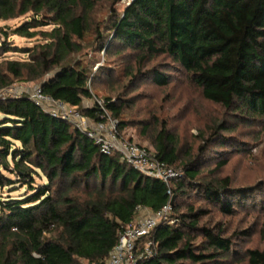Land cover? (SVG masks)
<instances>
[{"label":"trees","instance_id":"trees-1","mask_svg":"<svg viewBox=\"0 0 264 264\" xmlns=\"http://www.w3.org/2000/svg\"><path fill=\"white\" fill-rule=\"evenodd\" d=\"M122 1L0 0V23L25 19L11 35L8 27L0 34L35 40L27 49L0 46V92L16 82L40 83L46 96L95 123L104 121L100 106L83 104L102 101L121 131L136 128L159 162L182 173L171 185L174 224L152 232L157 254L138 264H239L235 239L247 232L227 236L221 223L203 222L252 210L256 201L218 175L228 164L223 150H245L227 135L236 127L215 123L208 135L199 133L197 147L183 149L166 119L125 118L137 104L131 93L138 82L163 89L166 72L176 69L237 124L264 122V0H134L120 13ZM87 50L128 63V83L114 81L117 69L109 65L94 72L83 61ZM104 81L116 88L102 100L92 89ZM0 117V264H107L139 208L157 213L168 205L164 182L103 154L28 97L0 98ZM22 189L18 198L4 197ZM244 255L247 264H264V250Z\"/></svg>","mask_w":264,"mask_h":264},{"label":"rangeland","instance_id":"rangeland-1","mask_svg":"<svg viewBox=\"0 0 264 264\" xmlns=\"http://www.w3.org/2000/svg\"><path fill=\"white\" fill-rule=\"evenodd\" d=\"M127 6L128 4L123 0L118 6L119 12L122 13ZM24 20L0 23V27H8L7 32L11 35V29L22 24ZM50 29L51 27L41 30L49 31ZM6 41H8L10 46L19 49L31 48L35 44V40L28 41L17 36H10L6 39L0 34V46ZM84 54L88 55H84L86 58L84 57L83 61H85L86 65L94 64V72L103 65H109V67L117 69L113 76L114 81L120 80L121 85L128 83V79L125 82L123 78L122 69L123 65L127 66L128 63H123V59L115 57L107 58L105 53L96 55L88 50ZM7 57L10 59H21L23 56L9 53ZM1 61L2 57L0 56ZM159 62L166 65L168 63L162 62V60H159ZM166 73H168L170 81L168 86L163 89L157 88L149 80L136 84L131 96L136 97L137 104L126 116L125 120L140 121L147 119L152 114H155L161 120L166 119L169 122L171 130L177 135L179 145L183 149L189 145L197 147L200 143L199 133L208 135L209 127L215 123L225 122L236 127L234 133L229 132L227 135L236 139L240 145H243L242 148H245V150L244 152H236L235 148L223 150L226 151L225 159H227L228 164L218 175L222 178L230 177L234 188L240 190L242 193L245 191L256 201L252 205V210H238L231 217H223L214 213L203 222H209L211 226L221 223L228 233L227 236H232L242 231L247 232L246 237L235 239L240 251L239 260L241 261L238 263L247 264L244 255L246 250H264V122L237 124L232 116L220 106L203 100L200 92L190 85L184 75L179 73L178 70L171 69V71H167ZM38 86H41L40 83L16 82L13 88L32 91ZM112 86L116 88L115 83L106 85L105 81L101 82L97 89H92V93L93 95L97 94L103 100L106 95L111 93ZM114 97L113 101H116L117 96ZM94 103L95 100H86L84 101L83 108H93ZM0 121H2L1 117ZM118 131L122 139L145 147L154 153L151 142L149 140L142 142L136 128L128 126L126 129L122 131L118 129ZM249 149H251V152H247ZM37 183L41 184L40 182ZM25 193V189L12 194H9L8 190H6L4 191V197L10 195L13 198H18Z\"/></svg>","mask_w":264,"mask_h":264},{"label":"built area","instance_id":"built-area-1","mask_svg":"<svg viewBox=\"0 0 264 264\" xmlns=\"http://www.w3.org/2000/svg\"><path fill=\"white\" fill-rule=\"evenodd\" d=\"M134 0H124L130 5ZM28 97L46 113L73 125L85 134L107 155H118L122 161L134 167L143 175L160 180L168 187L169 203L160 212L153 213L145 208L138 209L137 218L119 234L117 246L112 250L107 264H138L143 259L153 258L157 254L151 240L152 232L161 224L173 225L171 219L173 198L171 185L182 173L159 162L149 149L121 138L119 123L108 113L102 101L95 99L104 113V121L95 123L81 115L77 108L55 101L42 92L41 86L32 91L7 88L0 92V98Z\"/></svg>","mask_w":264,"mask_h":264},{"label":"water","instance_id":"water-1","mask_svg":"<svg viewBox=\"0 0 264 264\" xmlns=\"http://www.w3.org/2000/svg\"><path fill=\"white\" fill-rule=\"evenodd\" d=\"M174 201H175V197L172 198V200H171V205L174 204Z\"/></svg>","mask_w":264,"mask_h":264}]
</instances>
